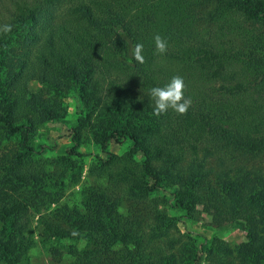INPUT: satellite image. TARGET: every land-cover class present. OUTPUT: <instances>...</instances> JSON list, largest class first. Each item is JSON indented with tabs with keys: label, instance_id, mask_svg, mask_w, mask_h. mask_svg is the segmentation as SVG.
Returning <instances> with one entry per match:
<instances>
[{
	"label": "trees",
	"instance_id": "obj_1",
	"mask_svg": "<svg viewBox=\"0 0 264 264\" xmlns=\"http://www.w3.org/2000/svg\"><path fill=\"white\" fill-rule=\"evenodd\" d=\"M9 1L10 15L0 22V27L12 25L10 33H0V145L15 137L19 140L11 147L0 146V264H18L30 248L21 242L23 224L15 218L23 204L14 195L24 184L42 186L45 182L47 163L33 161L31 135L40 125L65 117L64 99L70 92L77 95L82 112L93 106L102 108L98 125L92 126L94 141L104 154L95 169L108 178L104 192H84L81 209L59 211L64 221L77 233L84 232L93 245L90 250H73L72 264H159L156 255L143 253L144 242L133 235L135 223H126L118 214L121 192L127 190L143 198L162 190L164 179L156 174L154 163L164 158L166 167H175L183 156L206 151L208 144L231 154L264 153V0L72 2L63 24L48 34L41 32L47 35L44 50L35 57L43 72V96L20 86L31 68L29 48L41 39L35 25L43 13L52 18L50 7L72 0ZM47 22L45 28H52ZM211 24L216 26L213 34ZM25 28L28 32L19 41V32ZM157 34L168 44L162 55L155 54ZM225 37L231 39L221 40ZM137 43L143 44L142 64L132 54L120 52L133 51ZM176 75L186 84L184 95L191 106L186 115L169 110L157 118L147 94ZM142 99H146L144 103ZM137 106L143 109L140 116L126 114L129 110L125 107ZM90 114H81L71 129L74 144L66 155L47 161L60 171L55 181L70 178L74 167L70 157L82 156L76 149L82 130L91 124ZM104 124L109 126L101 131ZM111 140H129L128 152L122 156L108 152ZM244 174L253 178L250 184L242 179L235 191L225 185L227 197L223 200L213 182H207L206 204L204 193L192 190L195 183L190 182L189 187L186 180L178 190L169 192L168 200L173 209L188 217L197 204L210 207L216 227L238 219L252 221L255 229L239 255L245 262L258 264L264 255L258 232L264 230V176ZM46 227L58 237L72 236L58 225L48 223ZM27 244L34 242L30 238ZM116 244H122V249L110 253ZM201 254L199 249L191 264H199Z\"/></svg>",
	"mask_w": 264,
	"mask_h": 264
},
{
	"label": "rangeland",
	"instance_id": "obj_2",
	"mask_svg": "<svg viewBox=\"0 0 264 264\" xmlns=\"http://www.w3.org/2000/svg\"><path fill=\"white\" fill-rule=\"evenodd\" d=\"M72 2L76 3L77 0L66 1L55 8L50 7L52 18L43 13L39 23L35 25L34 31L40 33L41 39L29 48L27 57L31 62L29 63L31 68L25 72L20 82V86L32 94L43 96L44 92L43 72L35 57L37 52L44 50L43 44H45L44 40L47 35L42 33L48 34L50 30L56 28V25L65 22L68 8L73 7ZM10 10H12L10 1L0 0V22L10 15ZM198 10L206 12L202 8ZM46 17L49 18L48 22L53 24L52 28H45ZM205 24L199 23L201 26ZM209 28L211 34L216 30L213 24ZM27 32L28 28L19 32L21 37L18 40L21 41ZM227 39L230 40L231 37L221 38V40ZM13 46L17 48V45ZM19 50L17 49L16 52ZM128 51L129 53L123 50L120 52L125 56L132 54L131 50ZM145 100L142 99V102L144 103ZM126 105L128 104L123 106ZM64 107L66 115L63 119L58 122L44 123L31 135L30 143L34 150L33 161L41 160L47 163L44 167L46 177H44L45 182L42 186L24 184V187L14 195L23 204L15 218L19 225L23 224L21 242L30 246L18 264H72L74 257L71 252L73 250L84 251L93 248L91 241L86 239V234L77 233L70 223L64 221L59 211L64 212L66 207L81 209L83 194L86 190L104 192L108 186V178L105 175H99L95 169L99 165V159L104 158V154L100 144L94 141L92 133V126L98 125L100 120L98 110L102 108L93 106L88 110L91 112L89 116L91 124L82 130L81 141L76 149L82 156L70 157L72 163L74 162L71 177L55 181L60 171L57 173L56 166L47 161L66 155L67 149L73 147L74 144L71 139V129L77 125L81 114L83 117L88 115V111L82 112L84 109L74 92H70L65 97ZM125 108L129 110L126 113L129 116L132 114L140 116L143 113L141 106ZM108 126L104 124L101 131L107 129ZM18 140L19 138L15 137L3 144L11 147ZM129 147V140L120 142L111 140L107 145V150L111 154L122 156L128 152ZM206 148V151L202 149L198 154L190 153L183 156L180 162L174 164L175 167L169 164L166 167L164 158L158 159L154 163V170L160 178L164 179L162 190L143 198H137L127 190L121 192L118 214L126 223L131 224V221L135 223L136 228L133 235L144 242L143 253L156 255L157 259H160L159 264H191L193 256L199 249L202 250L199 264H251L240 257L239 251L242 245L249 243L248 234L255 229L252 221L238 219L216 227L213 223L214 212L210 207L205 208L202 204H197L193 215L188 217L184 211L173 209L168 200L169 192L178 190L184 185V180L188 185L194 182L192 190L195 192L199 190L200 194L204 193L206 195L202 194L204 202L208 204L207 182H213L214 190L223 200L227 197L223 190L225 185L235 191L239 188L237 182L242 179L250 184L253 178L245 175L244 172L256 175L260 173L264 176V153L257 156L231 154L229 150L212 144H208ZM135 159L138 161L140 157L137 156ZM59 170H62V167H59ZM91 170L94 173H91ZM203 174L207 176L204 177ZM244 186L250 190V186ZM48 223L58 225L64 229V232H70L72 236L58 237L46 230ZM258 232L261 238L260 245L261 242L264 244V230ZM30 238L34 242L33 245L27 244L30 243ZM121 249L122 244H116L110 253H117ZM263 256L260 255V261L256 263L264 264Z\"/></svg>",
	"mask_w": 264,
	"mask_h": 264
},
{
	"label": "clouds",
	"instance_id": "obj_3",
	"mask_svg": "<svg viewBox=\"0 0 264 264\" xmlns=\"http://www.w3.org/2000/svg\"><path fill=\"white\" fill-rule=\"evenodd\" d=\"M12 31V25L5 24L0 27V33L8 34ZM155 54L162 55L167 52V41L159 34L154 37ZM143 44L137 43L132 51L133 59L138 63H144ZM186 84L183 78L179 75L173 76L169 83L163 87H153L147 94L150 100L154 102L153 115L159 118L161 115H166L169 110L174 111L178 115H186L190 106L191 100L184 95Z\"/></svg>",
	"mask_w": 264,
	"mask_h": 264
}]
</instances>
